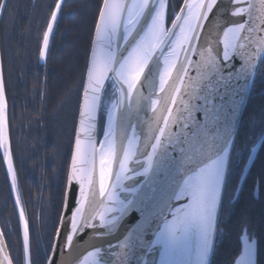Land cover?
Wrapping results in <instances>:
<instances>
[{"label":"snow or ice","instance_id":"6c2138e0","mask_svg":"<svg viewBox=\"0 0 264 264\" xmlns=\"http://www.w3.org/2000/svg\"><path fill=\"white\" fill-rule=\"evenodd\" d=\"M9 4L0 0V16ZM65 6L48 5L42 60ZM260 74L264 0H99L58 218L41 244L19 192L0 55V160L21 236L13 253L0 229V264H64L74 248L79 264H212L224 193L247 186L264 153V114L249 117L258 135L241 134ZM256 188L264 195V177ZM240 240L234 264H259L246 221Z\"/></svg>","mask_w":264,"mask_h":264},{"label":"trees","instance_id":"16d2710c","mask_svg":"<svg viewBox=\"0 0 264 264\" xmlns=\"http://www.w3.org/2000/svg\"><path fill=\"white\" fill-rule=\"evenodd\" d=\"M53 0H10L0 16L1 54L8 83L9 117L15 164L25 210L45 238L58 218L63 171L70 161L78 118V100L89 40L99 0H66L47 59L39 56L40 31ZM264 114V74L257 76L242 120L244 136L260 132L248 126L250 116ZM264 177V153L255 157L247 186L225 191L212 264H234L241 252V225L246 221L259 241L264 264V195L253 186ZM235 181V174L233 175ZM3 160H0V221L13 253L21 248L18 217ZM238 197V198H237ZM12 234L7 235V230ZM35 253L36 242L33 243Z\"/></svg>","mask_w":264,"mask_h":264},{"label":"water","instance_id":"95a60500","mask_svg":"<svg viewBox=\"0 0 264 264\" xmlns=\"http://www.w3.org/2000/svg\"><path fill=\"white\" fill-rule=\"evenodd\" d=\"M0 55H1V52H0ZM248 97H249V95H248ZM247 101H248V98H247ZM247 101H246V104H247ZM246 104H245V107H246ZM245 107H244V109H245ZM8 178H9V182H10V176L9 175H8ZM12 194H13V198L15 200L16 191L14 189H12ZM15 206H16V209L18 212V207L16 204H15ZM219 217H220V213L218 216V222H219ZM0 229H1V226H0ZM82 252H83L82 248L70 249L64 256V264H79V262L82 260ZM211 259H212V257H211Z\"/></svg>","mask_w":264,"mask_h":264},{"label":"flooded vegetation","instance_id":"af4514ba","mask_svg":"<svg viewBox=\"0 0 264 264\" xmlns=\"http://www.w3.org/2000/svg\"><path fill=\"white\" fill-rule=\"evenodd\" d=\"M8 183H9V181H8ZM9 187H10V185H9ZM19 189H20V195L22 196V188H20L19 187ZM10 191H11V188H10ZM11 193H12V191H11ZM11 196H12V194H11ZM12 199H13V197H12ZM22 204H23V206H24V208H25V203H23L22 202ZM13 205H14V207H15V202H14V199H13ZM16 210V209H15ZM26 211V210H25ZM27 212V211H26ZM16 213H17V211H16ZM28 213V212H27ZM28 215H29V213H28ZM17 217H18V214H17ZM40 241H41V244H43V242H44V239H43V235L41 234V236H40ZM7 242H8V240H7ZM33 243H34V241H33ZM33 245L34 244H32V247H33ZM35 259H36V261H37V264H39V259H40V257L39 256H35Z\"/></svg>","mask_w":264,"mask_h":264},{"label":"rangeland","instance_id":"374dc122","mask_svg":"<svg viewBox=\"0 0 264 264\" xmlns=\"http://www.w3.org/2000/svg\"><path fill=\"white\" fill-rule=\"evenodd\" d=\"M173 2H175V0H173ZM19 182V181H18ZM20 187V186H19ZM7 189H9V187H7ZM10 191V190H9ZM19 192H20V189H19ZM21 196V195H20ZM21 201L24 203L25 201H24V198H23V195L21 196ZM0 224H1V226H2V229L4 230V227H3V224L1 223V221H0ZM6 240H7V238H6ZM241 248H242V244H241ZM240 255V254H239ZM239 257V256H238ZM237 257V258H238Z\"/></svg>","mask_w":264,"mask_h":264}]
</instances>
